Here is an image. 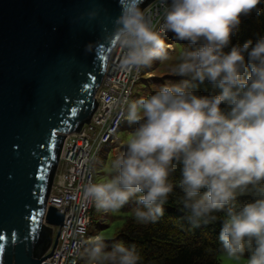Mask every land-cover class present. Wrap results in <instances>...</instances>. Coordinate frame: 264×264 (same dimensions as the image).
<instances>
[{
    "label": "clouds",
    "instance_id": "9594fccd",
    "mask_svg": "<svg viewBox=\"0 0 264 264\" xmlns=\"http://www.w3.org/2000/svg\"><path fill=\"white\" fill-rule=\"evenodd\" d=\"M142 2L128 0L109 36L122 50L121 67L169 60L161 34L171 32L187 44L170 65L180 79L124 99L135 127L112 175L89 180L83 194L105 213L132 202L137 222L150 223L178 188L193 227L220 225L224 264H264V36L232 44L244 18L264 13V0H157L158 28ZM205 82L212 94L199 93ZM245 195L253 199L240 203ZM142 261L135 244L99 235L84 257V264Z\"/></svg>",
    "mask_w": 264,
    "mask_h": 264
},
{
    "label": "water",
    "instance_id": "95a60500",
    "mask_svg": "<svg viewBox=\"0 0 264 264\" xmlns=\"http://www.w3.org/2000/svg\"><path fill=\"white\" fill-rule=\"evenodd\" d=\"M127 2L0 0V264H41L58 244L67 207H47L49 191L65 136L96 110Z\"/></svg>",
    "mask_w": 264,
    "mask_h": 264
},
{
    "label": "built area",
    "instance_id": "2783aa9c",
    "mask_svg": "<svg viewBox=\"0 0 264 264\" xmlns=\"http://www.w3.org/2000/svg\"><path fill=\"white\" fill-rule=\"evenodd\" d=\"M143 10L158 28L163 13L157 0ZM166 34H161L162 39ZM121 58L122 50L115 45L95 95L97 107L90 122L79 132L65 136L59 156L60 171L55 174L46 206L59 208L61 212L67 208L58 244L41 264H78L82 249L90 239L88 227L93 203L85 198L82 186L89 180L94 182V162L106 145L118 140L119 129L126 120L123 101L125 98L130 101L143 69H124Z\"/></svg>",
    "mask_w": 264,
    "mask_h": 264
},
{
    "label": "trees",
    "instance_id": "16d2710c",
    "mask_svg": "<svg viewBox=\"0 0 264 264\" xmlns=\"http://www.w3.org/2000/svg\"><path fill=\"white\" fill-rule=\"evenodd\" d=\"M262 36H264V13L253 14L243 19L239 31L232 37V44L242 45L248 40L255 42ZM163 40L165 45L172 47L171 51L167 47L170 58L163 63L158 60L153 61L152 65L148 67L146 74L152 77L146 78L144 81V86L141 89L142 96L150 94L156 86L166 81L180 79V77L171 74L170 65L187 44L177 40L171 32H168ZM198 91L201 95H208L212 94L213 89L210 84L205 82ZM127 122L125 120L123 124L126 125ZM134 127L135 125L127 127V132L131 133ZM124 147L120 152L124 150ZM111 149L109 147L105 153L107 158L114 152ZM120 152L114 153L112 161ZM178 175L177 172L176 178ZM238 199L240 203H244L252 200L253 197L245 195ZM134 207V203L130 202L120 209L124 213H129V216L123 227L112 238L105 240L106 242L111 244L113 240L118 239L128 245L135 244L143 257L142 264H222L219 259L220 253L217 251L220 247L218 239L220 225L209 224L193 227L187 221L180 205L178 188H174L173 194L169 195L168 201L164 204V214L155 222H137L133 214Z\"/></svg>",
    "mask_w": 264,
    "mask_h": 264
},
{
    "label": "rangeland",
    "instance_id": "374dc122",
    "mask_svg": "<svg viewBox=\"0 0 264 264\" xmlns=\"http://www.w3.org/2000/svg\"><path fill=\"white\" fill-rule=\"evenodd\" d=\"M166 36V35H165ZM164 36V37H165ZM171 51L172 48H169ZM148 67H143L141 77L139 81L136 83L133 89V94L130 98V101L137 100L140 97H142L141 89L144 86V81L146 78H151L152 76L146 74V70ZM127 120V119H126ZM127 127H133V124H130L129 122L123 124L122 128L118 132V140L113 144L106 145L103 150L101 151V155L97 158V160L94 162L93 166V176H94V182L101 183L107 180L111 173V161L114 153H119L122 149V147L125 146L127 138L130 136V132H127ZM131 130V129H130ZM111 147L114 152L110 154V159L108 162H104L102 159L103 153ZM60 171V170H58ZM129 213H124L121 210L118 212H103L98 211L95 208V205L93 204V207L91 209L90 214V225L88 227V234L90 239L99 235L103 237L105 240H108L112 238L116 232L123 227V225L126 222V218L129 216ZM57 230V229H56ZM90 239L87 241L86 245L83 247L79 261L80 264H84V257L86 253V249L88 247V244L90 242ZM219 259L222 264H224V260L221 254H219Z\"/></svg>",
    "mask_w": 264,
    "mask_h": 264
},
{
    "label": "crops",
    "instance_id": "0c3cea01",
    "mask_svg": "<svg viewBox=\"0 0 264 264\" xmlns=\"http://www.w3.org/2000/svg\"><path fill=\"white\" fill-rule=\"evenodd\" d=\"M166 47L172 48L170 45H166ZM106 151H107V149H106ZM106 151L103 153V156H102V159L104 160V162H108L110 159L109 157L107 158V156H105ZM100 155H101V153H100Z\"/></svg>",
    "mask_w": 264,
    "mask_h": 264
}]
</instances>
